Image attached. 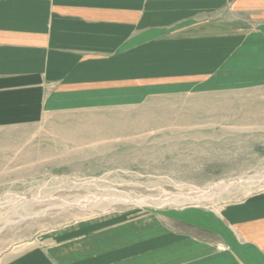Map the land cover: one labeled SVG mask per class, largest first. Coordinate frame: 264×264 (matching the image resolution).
Returning a JSON list of instances; mask_svg holds the SVG:
<instances>
[{
	"label": "crops",
	"instance_id": "0c3cea01",
	"mask_svg": "<svg viewBox=\"0 0 264 264\" xmlns=\"http://www.w3.org/2000/svg\"><path fill=\"white\" fill-rule=\"evenodd\" d=\"M244 64L264 78V0H0L3 129ZM0 264H264V190L220 209L80 222Z\"/></svg>",
	"mask_w": 264,
	"mask_h": 264
},
{
	"label": "rangeland",
	"instance_id": "374dc122",
	"mask_svg": "<svg viewBox=\"0 0 264 264\" xmlns=\"http://www.w3.org/2000/svg\"><path fill=\"white\" fill-rule=\"evenodd\" d=\"M260 66L0 128V263L80 222L220 209L264 190V78L243 76Z\"/></svg>",
	"mask_w": 264,
	"mask_h": 264
}]
</instances>
